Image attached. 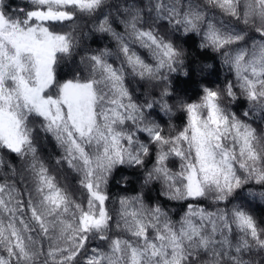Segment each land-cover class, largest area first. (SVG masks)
I'll list each match as a JSON object with an SVG mask.
<instances>
[{"label": "snow or ice", "instance_id": "1", "mask_svg": "<svg viewBox=\"0 0 264 264\" xmlns=\"http://www.w3.org/2000/svg\"><path fill=\"white\" fill-rule=\"evenodd\" d=\"M257 208L264 0H0V264H264Z\"/></svg>", "mask_w": 264, "mask_h": 264}, {"label": "trees", "instance_id": "2", "mask_svg": "<svg viewBox=\"0 0 264 264\" xmlns=\"http://www.w3.org/2000/svg\"><path fill=\"white\" fill-rule=\"evenodd\" d=\"M16 2L19 3L20 0H16ZM114 2H115V0H109V3H114ZM106 11H107V9H106ZM93 23H94V21H92L89 18H84V19H80L77 21V24L79 25L80 31L83 33H89L88 39H86L87 37L85 35L82 37V47L83 46H89V47L95 49L98 47L111 46L114 48V42L110 41L107 37H101L99 34H96L95 36H93V34L90 31ZM77 34L79 35V32ZM196 39L198 40V38H196ZM94 40H95V42H94ZM181 43H183V42L181 41ZM183 46L188 51L190 57H195L197 60L201 61L202 64L209 66L208 68H206V71H211L212 66L215 64V66L219 72V76H220V79L217 82L222 83L223 77L225 75V70L223 68L219 67L218 60L213 61L212 59L209 58L212 55H214L213 53L209 52L206 55L201 53L195 47V45L192 43V41H189L188 43L184 44ZM208 79L216 80L217 78L215 75H213V76L209 77ZM200 80H201L200 76H194L193 80L190 83L181 85V87L183 89L187 90L188 96L195 98L194 93L198 92ZM180 94L184 95V92L182 91ZM175 123L180 124L181 121L176 120ZM47 151L48 152L54 151L52 149L51 145L48 146ZM46 155H47V153H46ZM120 175H128V177H129L130 183L127 186L128 192L124 193L115 187H111L110 191L112 192L113 195H115L117 192H119V194H121V195H123V194H134V191L140 190V182H139L137 175L135 174L134 170L123 171L121 174H118V176H117L118 179L120 178ZM60 179L63 181L64 177L61 176ZM67 182L69 184H71L73 182L71 176L68 177ZM145 191L147 192V190H145ZM151 195H155V193H151ZM256 215H257V217H264V208H257Z\"/></svg>", "mask_w": 264, "mask_h": 264}, {"label": "rangeland", "instance_id": "3", "mask_svg": "<svg viewBox=\"0 0 264 264\" xmlns=\"http://www.w3.org/2000/svg\"><path fill=\"white\" fill-rule=\"evenodd\" d=\"M87 38L86 39H88V36H89V33H86V35H85Z\"/></svg>", "mask_w": 264, "mask_h": 264}]
</instances>
